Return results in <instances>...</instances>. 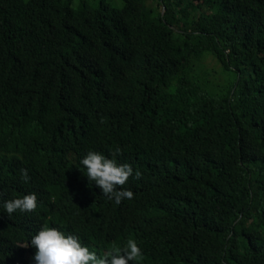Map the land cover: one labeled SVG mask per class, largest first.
Segmentation results:
<instances>
[{
	"label": "trees",
	"instance_id": "trees-1",
	"mask_svg": "<svg viewBox=\"0 0 264 264\" xmlns=\"http://www.w3.org/2000/svg\"><path fill=\"white\" fill-rule=\"evenodd\" d=\"M75 1L0 0V205L38 204L0 207V264H34L45 225L136 239L137 264H264V0ZM90 150L139 169L131 200L89 182Z\"/></svg>",
	"mask_w": 264,
	"mask_h": 264
},
{
	"label": "clouds",
	"instance_id": "clouds-1",
	"mask_svg": "<svg viewBox=\"0 0 264 264\" xmlns=\"http://www.w3.org/2000/svg\"><path fill=\"white\" fill-rule=\"evenodd\" d=\"M120 149H116L119 153ZM89 182H94L109 200L119 205L122 200H131L134 193L123 186L129 179H139L141 172L134 171L128 162L120 163L115 154L106 155L101 151L90 150L80 160ZM25 182L30 178L26 169H21ZM37 194L30 192L21 197L8 199L0 207L10 217L14 212H33L36 210ZM30 243L35 248L34 264H129L143 259L144 253L136 239H128L123 247L113 246L103 254L83 244L76 234L66 233L55 226H43L31 236ZM23 246H28L27 243Z\"/></svg>",
	"mask_w": 264,
	"mask_h": 264
},
{
	"label": "rangeland",
	"instance_id": "rangeland-1",
	"mask_svg": "<svg viewBox=\"0 0 264 264\" xmlns=\"http://www.w3.org/2000/svg\"><path fill=\"white\" fill-rule=\"evenodd\" d=\"M82 0H76L75 1V7L79 6ZM89 2H94L95 0H88ZM110 5H112L114 8L122 9L124 6V2L122 0H106ZM208 69L214 72L216 76H220L218 74L221 73V66L218 64V62L213 58L210 57L207 62Z\"/></svg>",
	"mask_w": 264,
	"mask_h": 264
},
{
	"label": "bare ground",
	"instance_id": "bare-ground-1",
	"mask_svg": "<svg viewBox=\"0 0 264 264\" xmlns=\"http://www.w3.org/2000/svg\"><path fill=\"white\" fill-rule=\"evenodd\" d=\"M99 191V190H98Z\"/></svg>",
	"mask_w": 264,
	"mask_h": 264
}]
</instances>
